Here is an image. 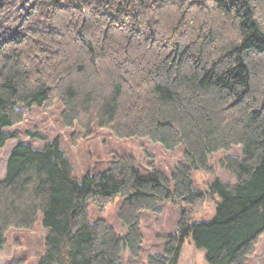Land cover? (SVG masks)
Segmentation results:
<instances>
[{
	"label": "trees",
	"instance_id": "trees-1",
	"mask_svg": "<svg viewBox=\"0 0 264 264\" xmlns=\"http://www.w3.org/2000/svg\"><path fill=\"white\" fill-rule=\"evenodd\" d=\"M32 107L57 108L72 146L99 129L182 156L170 175H143L114 151L78 178L57 138L17 143L0 179V248L41 214L37 264H123L141 250L142 216L172 199L186 208L148 264H178L186 240L207 264L251 263L264 237V0H0V148ZM218 152L235 181L215 178L214 216L194 222L206 192L193 171L213 175ZM116 196L122 234L88 218Z\"/></svg>",
	"mask_w": 264,
	"mask_h": 264
},
{
	"label": "rangeland",
	"instance_id": "rangeland-1",
	"mask_svg": "<svg viewBox=\"0 0 264 264\" xmlns=\"http://www.w3.org/2000/svg\"><path fill=\"white\" fill-rule=\"evenodd\" d=\"M5 130H8L7 128ZM14 132V129H10ZM17 136L10 138L0 148V179L5 174V164L9 151L19 142H29L36 146H42L46 140L57 138L59 146L68 158L74 174L81 178L85 173L92 170L95 164L101 168L107 166L110 154L115 152H126L135 158V168L143 175H149L153 169H160L167 175L181 160L182 148L178 147L172 151L165 149L161 144H153L147 140L137 138L120 141L112 138L102 130H95L93 136L79 142L76 146L70 144L69 138L72 129L65 128L58 118L57 108L32 107L25 110V119L19 125ZM108 151H113L108 154ZM231 154H239V148L229 151ZM225 154L218 152L214 154L210 163L215 167L213 175H204L193 171L192 181L194 185L205 191L208 185L217 178L224 183H234L235 178L224 169L217 166L218 160ZM218 195H210L206 192L203 209L197 213L194 222H207L215 213ZM120 197L116 196L113 202L105 209L99 210L94 204L88 208V218L91 222L102 219L107 221L114 230L122 234L124 227L118 220L117 212ZM181 208L186 205L181 202H173L168 199L158 205L156 212H149L141 218V229L144 240L141 250L136 259H131L126 250L123 254V264H148V257L154 253L161 252L166 237L177 231V221ZM46 229L43 226L42 215L33 231L12 230L5 236V245L0 248V264H7L12 259L24 258L26 264H37L44 254V241ZM178 264H207L204 251L197 249L186 240L181 247ZM250 264H264V237L257 246L256 253Z\"/></svg>",
	"mask_w": 264,
	"mask_h": 264
}]
</instances>
